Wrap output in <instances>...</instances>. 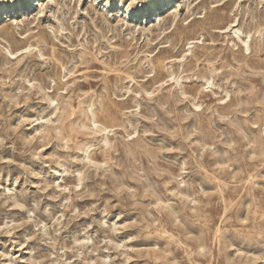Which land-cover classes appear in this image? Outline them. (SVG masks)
I'll list each match as a JSON object with an SVG mask.
<instances>
[{"label":"rangeland","instance_id":"obj_1","mask_svg":"<svg viewBox=\"0 0 264 264\" xmlns=\"http://www.w3.org/2000/svg\"><path fill=\"white\" fill-rule=\"evenodd\" d=\"M147 4L0 17V264H264V0Z\"/></svg>","mask_w":264,"mask_h":264},{"label":"bare ground","instance_id":"obj_2","mask_svg":"<svg viewBox=\"0 0 264 264\" xmlns=\"http://www.w3.org/2000/svg\"><path fill=\"white\" fill-rule=\"evenodd\" d=\"M42 0H26L25 2H19V3H12L3 5L0 7V17L4 15H12L17 14L20 11H31L35 6H38ZM122 1V0H119ZM164 1V2H163ZM174 0H148V4L146 7H141L137 9H132L131 5L128 7H120L118 15H122L124 17H129L135 19H141V18H149L151 16H154L158 14L166 8H169ZM102 2V1H100ZM104 7L111 8V4L109 1H104ZM167 5V6H166ZM41 6V5H40ZM246 51H248V47H246ZM10 54V53H9ZM13 56V54H11ZM165 60V59H164ZM163 61V60H162Z\"/></svg>","mask_w":264,"mask_h":264},{"label":"snow or ice","instance_id":"obj_3","mask_svg":"<svg viewBox=\"0 0 264 264\" xmlns=\"http://www.w3.org/2000/svg\"><path fill=\"white\" fill-rule=\"evenodd\" d=\"M136 2L137 0H129V3L133 6L136 4ZM224 167H226V165ZM157 207H159V205H157Z\"/></svg>","mask_w":264,"mask_h":264}]
</instances>
